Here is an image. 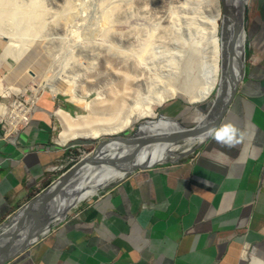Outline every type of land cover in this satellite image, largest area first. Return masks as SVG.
Wrapping results in <instances>:
<instances>
[{
    "label": "crops",
    "instance_id": "crops-1",
    "mask_svg": "<svg viewBox=\"0 0 264 264\" xmlns=\"http://www.w3.org/2000/svg\"><path fill=\"white\" fill-rule=\"evenodd\" d=\"M246 25L244 79L214 136L108 186L9 264H264V0H251ZM52 102H37L17 135L0 126V227L55 181Z\"/></svg>",
    "mask_w": 264,
    "mask_h": 264
},
{
    "label": "rangeland",
    "instance_id": "rangeland-1",
    "mask_svg": "<svg viewBox=\"0 0 264 264\" xmlns=\"http://www.w3.org/2000/svg\"><path fill=\"white\" fill-rule=\"evenodd\" d=\"M17 1L19 4H29L32 0ZM36 1L43 4L45 9V25L37 32L33 43L17 41L18 49L24 58H27L24 67L29 71L28 76L12 74L13 69L9 63L2 60L0 63V81L8 87L11 83L9 80L13 79L18 87L26 88L27 92L12 93L9 98L0 96V104L5 106H10L16 100L15 97H20L22 101L35 99L36 104L46 97L49 101L55 100L60 104L61 107L54 109L55 112L62 109L74 118L78 115L87 116L89 111L81 106L84 105L83 102L98 104L113 94L116 95V92L119 95L125 92L122 75L126 73L132 80L126 89L129 98L128 102L125 101V106L128 107L129 103L130 108L135 107V103H143L151 90H159L169 79H175L181 74L182 79L191 62L195 65V72L199 60L202 61L203 50L207 47L208 16L204 14V7L198 8L201 0H69L72 8L64 12L63 0ZM201 3L204 5V2ZM250 6L251 0L246 5L245 27ZM109 15L111 19L108 21ZM107 25H110V29ZM7 45V40L0 38V57ZM31 74L34 79L37 78H29V75L33 76ZM52 81L59 85L60 89H68L71 92L68 95L60 92L53 96ZM44 82L46 87L39 89L40 83ZM72 92L79 98L82 96L80 106L73 101ZM215 99L216 91L201 104L191 105L185 96L177 95L161 106L155 105L153 109L158 118L163 107L169 103H174L182 109L186 108L187 114L180 117L185 110L179 109L176 119L187 127H192L205 117L203 111L197 107L204 108ZM124 112L120 111L114 116H120L121 113L123 115ZM100 115L102 120H107L110 116H105L104 112ZM145 120L154 119L145 118L137 122V117H134L130 127L117 136L128 137L136 130V126ZM55 123L53 141L64 152L62 162L58 163L61 166L53 177L56 181L80 160L91 155L105 139L103 136L95 140L77 139L66 145H58L57 139L62 132V124L57 116Z\"/></svg>",
    "mask_w": 264,
    "mask_h": 264
},
{
    "label": "water",
    "instance_id": "water-1",
    "mask_svg": "<svg viewBox=\"0 0 264 264\" xmlns=\"http://www.w3.org/2000/svg\"><path fill=\"white\" fill-rule=\"evenodd\" d=\"M227 3V0H222L220 73L212 91H216V99L204 108L197 107L205 117L200 122L196 121L195 126L187 127L182 121L161 114L157 119L139 123L136 130L126 138L118 137V133L103 136L105 140L98 144L91 155L63 173L0 227V264H9L25 254L42 237L59 226L73 209L108 186L138 171H148L158 165L177 164L198 151L214 136L244 79L247 61L244 42L239 44L241 33H245L246 7H243L244 15L241 20L236 22L230 4ZM232 22H235V28L231 26ZM160 120L175 122L179 128L158 133L143 132L144 127ZM186 140L199 142L188 150L173 153L167 159L152 164H139L136 161L140 151L154 142L161 141L163 145L175 146Z\"/></svg>",
    "mask_w": 264,
    "mask_h": 264
},
{
    "label": "bare ground",
    "instance_id": "bare-ground-1",
    "mask_svg": "<svg viewBox=\"0 0 264 264\" xmlns=\"http://www.w3.org/2000/svg\"><path fill=\"white\" fill-rule=\"evenodd\" d=\"M18 2L19 1L17 0H0V38L6 39L8 42L6 49L4 50L2 56L0 57V63L1 60L3 62H7V64L9 63L11 65L10 67L13 69L12 74L23 75V77H26L28 76V72H29L28 69L25 70L24 67V65L27 63V58H24V56L18 49L19 46L17 45V41L23 40L24 42L29 44L34 42L37 32L42 30L45 25L44 22L45 9L43 8V4L37 2L36 0H32L29 4L26 3L27 5L25 3H22L23 4L22 5L19 4ZM62 2L64 3L62 9L63 12L69 11L72 8L69 0H63ZM201 2H204V5ZM227 2L230 4L231 11L236 22L240 21L244 15L243 7L244 8L246 7L248 0H227ZM203 7H204V14L206 13L208 16L207 17L208 20L206 22V30L209 37L206 40L207 47L205 50H203L202 61L199 60V63L197 64V70L195 72L193 69L195 65H193V63L191 62L190 63L191 65L189 64L190 66L188 67L187 71L184 72L185 75L182 79H181L182 74L176 77L175 79L172 80L169 79L167 84L161 86L159 90L157 91L151 90L149 92L150 94L148 93L149 95L144 98L143 103H139V104L135 103L136 104V105L134 104L135 107L131 106V108L129 106L130 105L129 103H128V107L127 105L125 106V101L128 102L127 99L129 98L126 89H128V86L131 83L130 81L132 80L130 78V75L126 73L122 75L124 89L121 86V88L125 90V92L123 91L122 94L120 95L119 93L116 92L115 93L116 95L113 94V96H110L111 95L110 94L109 95L110 98L105 99L104 102H100V103L97 102L98 104H88L84 100L85 101L83 102L84 105H81L82 96H80L79 98L77 95H75L72 92L73 101L77 105L79 106L81 105L84 109H86V111L88 110L89 114L87 113L88 114L87 116L78 115L76 116L77 118H74L66 111L62 109H58L55 112V116H57L61 120V124H62V132L60 133L59 139H57L58 144L66 145L70 141H74L77 139L95 140L100 138L101 136L121 133L123 130H126L130 127L132 123V119L134 117H137V122L145 118L148 119L157 118V114L154 112L153 107L155 105L161 106L166 101L175 98L177 95L185 96L190 102V104L191 103L195 104L207 100L217 85L219 79V73H220V59H221L220 24L223 20L222 0H201L200 5H198V8H203ZM114 9L115 8H113V11ZM204 14L202 15L204 16ZM110 19H111V15H109L108 21ZM231 24H232L231 26L235 28V22H232ZM108 27L110 29V25ZM67 28L68 27H66V29ZM245 34L246 33L243 32L241 33L240 43H239L241 45L243 44V42L245 45L246 42ZM29 78L34 79V75L32 77L29 75ZM36 78L37 77H35V79ZM9 81H11V83L8 85V87H6L2 83V81H0V96L4 98L7 97L9 98L12 93H18L21 91L23 92V94H25V92H27L26 88L24 89L23 87L22 88L18 87V85H16L13 82L14 81L13 79ZM40 85L41 87L39 89L43 88L46 85V82L40 83ZM51 85L53 86V92H52L53 96H55L60 92L65 95H68L71 92L68 89L67 90H63V88L60 89L58 87L59 85L57 86L55 83H53V81ZM69 86L71 87V85ZM111 92L114 93L113 91ZM37 100L38 98H36V101ZM1 109H2L1 114H4L5 105H1ZM120 111H125L123 115L121 113L123 117L121 115L119 116V114L114 116L115 113H118ZM103 112L104 114H106L105 116L110 115L108 117L109 118L111 117L113 119L109 120V118H107V120L106 119L102 120L100 118L101 117L100 114L101 113L103 114ZM105 112H107L108 114ZM117 116L122 118L117 119L116 118ZM114 118L116 119L114 120ZM178 128L179 127L175 122L168 123L160 120L158 123L144 127L143 132L145 134L152 132L158 133V132L170 131L172 129H178ZM198 142L199 140H192V141L186 140L182 142V144L174 146L169 144L163 145L161 141H157L148 146H145L140 151L136 161L139 164H145V163L152 164L160 160L167 159L173 153L188 150L189 148L197 145L196 143ZM169 150H171V152H168ZM92 195L93 193H91L90 196Z\"/></svg>",
    "mask_w": 264,
    "mask_h": 264
},
{
    "label": "built area",
    "instance_id": "built-area-1",
    "mask_svg": "<svg viewBox=\"0 0 264 264\" xmlns=\"http://www.w3.org/2000/svg\"><path fill=\"white\" fill-rule=\"evenodd\" d=\"M15 98L16 100L10 106H5L4 114H1L2 104H0V126L5 138L17 135L28 126L32 110L36 105L35 99L22 101L20 97Z\"/></svg>",
    "mask_w": 264,
    "mask_h": 264
},
{
    "label": "clouds",
    "instance_id": "clouds-1",
    "mask_svg": "<svg viewBox=\"0 0 264 264\" xmlns=\"http://www.w3.org/2000/svg\"><path fill=\"white\" fill-rule=\"evenodd\" d=\"M12 217V216H11Z\"/></svg>",
    "mask_w": 264,
    "mask_h": 264
}]
</instances>
